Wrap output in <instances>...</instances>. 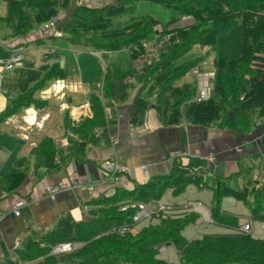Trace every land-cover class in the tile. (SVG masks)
I'll return each instance as SVG.
<instances>
[{"label": "trees", "instance_id": "16d2710c", "mask_svg": "<svg viewBox=\"0 0 264 264\" xmlns=\"http://www.w3.org/2000/svg\"><path fill=\"white\" fill-rule=\"evenodd\" d=\"M62 0H47L27 6L23 11L22 3L7 0L13 6L7 8V14L0 17V26L10 29L13 34L25 33L32 24H43L56 16ZM74 0H63V5ZM106 1V0H98ZM146 1L171 11L173 15L161 22L149 14H135L136 2ZM32 14V15H31ZM127 15V19L117 27L131 26L119 38L104 39L102 29L112 27L113 19ZM188 17L192 23L187 27L168 28L182 17ZM240 20V55L237 59L214 58L213 65L221 70V83L214 85L211 96L206 101L195 102L192 97L195 81L179 87L174 81L187 74L189 69L205 61L216 47L217 36L226 33ZM61 26L68 35V41L79 47L114 51L126 48L134 59L142 50V43L167 32L171 33V45L162 51L160 59L146 66L142 71L131 70L128 76L134 83L125 82V76L116 81L103 84L101 95L93 94L89 98L94 112L92 119H85L76 127L66 149H58L52 138L44 137L31 150L33 166L30 170L36 176L42 169H59L72 160L86 161L88 147L108 142L115 135V127L110 119L103 115L104 107L121 102L126 90L138 86L135 96L128 107V118L132 124L142 122L144 112L154 107L160 114L168 116V123L185 122L203 127H214L224 113H227L225 126L235 133H249L258 119L264 118V0H111L102 6L77 5ZM15 36V35H12ZM202 49V55L185 60L194 49ZM11 50V49H10ZM8 54L0 48V56ZM179 61V65L176 63ZM52 77H54L52 75ZM44 77L43 79H46ZM41 84L34 86L33 90ZM32 89L15 97L11 107L0 115L3 118L14 113L16 108L28 106L34 102ZM155 94V96H154ZM154 96V103L151 101ZM105 102V104L103 103ZM104 106V107H103ZM67 123V127H68ZM78 137H77V136ZM252 161L249 164L253 163ZM240 164H248L242 161ZM29 165L25 157L14 161L13 168L0 182L2 191L17 189L28 175ZM242 170L244 185L234 189L225 185L224 179L217 177L213 200L210 206L212 223L230 230L226 233L203 234L200 238L187 240L182 230L191 221H197L198 215L188 212L181 215H167L162 219L151 217L147 224L133 233L120 235L109 232L112 227L131 225L135 210H121L126 197L129 201L148 202L159 199L166 190L180 194L190 183L203 185V175L193 172L188 176H165L136 188L134 192L118 191L111 197H101L89 202V214L94 219L84 223H68L59 238L52 241V248L61 242H82L81 248L61 257L47 256L41 264H59L63 259H78V264H95L101 259L114 258L126 264H175L158 258L155 247L170 244L177 251L180 264H264V237H254L252 233L239 230L237 217L222 212L219 203L224 196H232L242 201L249 210L250 219L264 224V183L252 178L248 169ZM94 206V207H93ZM155 221V222H154ZM60 241V242H59ZM52 248H44L47 253ZM15 255L18 256V250ZM19 260L22 257L19 254ZM0 264H19L18 260H1Z\"/></svg>", "mask_w": 264, "mask_h": 264}, {"label": "crops", "instance_id": "0c3cea01", "mask_svg": "<svg viewBox=\"0 0 264 264\" xmlns=\"http://www.w3.org/2000/svg\"><path fill=\"white\" fill-rule=\"evenodd\" d=\"M3 1L4 14L0 17H4L7 8L13 6L12 2L8 4L7 0ZM16 1L17 4H23L21 8L24 11L29 5L47 0ZM62 1L57 15L43 23L57 17L58 25L52 30L43 31V28L39 29L43 24H32L25 33L16 35L6 28L5 32L0 33V48L22 51V62L0 73V115L6 112L7 107H11L15 97L31 89L32 98L36 102L16 108L14 113L0 122V182L13 168L16 159L25 157L29 165L28 175L20 186L14 191H2L0 194V214L6 213L0 218V261L17 259L19 264H41L45 257L53 256L52 249L44 253V248H52L51 242L59 238L64 227L69 226L68 223H84L100 214L96 209L95 216L90 215L89 209H84L83 206L90 208L89 202L101 197H111L118 191L134 192L136 188L157 182L155 179L165 176H188L193 172L203 175V184L206 185L200 189L196 187L198 191L205 187L210 190L205 197L207 201L198 199L201 197L197 191L180 203H162L172 204L179 209L186 201L199 202V205L189 207L188 213L202 217L204 210L208 218H211L210 206L214 194L212 187L215 186L217 177L224 179L226 186L240 189L245 182L242 170L248 173L245 171L248 169L252 178L258 179L260 184L264 183V118L258 119L249 133H235L225 126L227 113L216 126L203 127L185 122L169 124L167 115L160 114L156 108L151 107L144 112L141 123L132 124L128 118V107L138 86L128 88L127 96L121 102L103 106L104 118L110 119L115 127L113 143L108 140L104 145H91L88 147L86 161L72 160L57 170L42 169L40 175L35 176L30 170L34 162L31 150L39 141L50 137L58 149H66L70 144L69 137L76 134L70 127H76L83 120L94 117L89 101L91 95H101L103 84L126 75L125 82L133 84L127 81L129 78L133 80L128 74L134 68L133 59L126 48L114 51L85 49L68 41V35L61 31L60 25L71 18L77 5L84 4L74 0L63 5ZM87 6L102 5L94 0ZM130 28L131 26L126 27V31L124 28L116 30L118 35L113 30H105L100 36L104 39L119 38ZM198 50L204 52L200 48ZM119 54L124 56V63L121 62V57L117 58ZM213 59L214 57L210 61L212 67ZM205 63L202 70L214 72L215 82L216 73L211 70L208 58ZM176 65H179V61ZM47 76L48 78L43 79ZM192 80L195 81L194 77L187 73L177 78L174 85L181 87ZM37 84L41 86L33 90ZM154 96L151 98L153 103ZM113 155L129 168L126 180L109 181L103 173L101 162ZM252 158L254 161L249 164ZM242 161L248 164H240ZM62 181L76 182L78 186L75 190L60 191L53 197L46 195L47 186ZM168 195L175 196L169 189L159 199L152 200L160 201L164 196L168 198ZM23 198H26L25 204L21 203ZM223 198H232L245 208L223 202ZM128 199H132V196L126 197L122 202ZM15 203L20 204L18 215L11 211ZM219 207L222 212L238 218L239 228L250 219L245 204L232 196L222 197ZM232 208H238L239 212H234ZM201 220L196 221L197 225L205 223L203 218ZM211 220L209 219L212 223ZM146 224L139 225L138 230ZM260 224L264 228L263 223ZM223 228V232L218 233L230 231ZM193 238L195 237L189 240ZM172 248L176 254L175 248ZM17 250L18 256L15 255ZM19 254L22 260H19ZM78 263V259H63L59 264Z\"/></svg>", "mask_w": 264, "mask_h": 264}, {"label": "built area", "instance_id": "2783aa9c", "mask_svg": "<svg viewBox=\"0 0 264 264\" xmlns=\"http://www.w3.org/2000/svg\"><path fill=\"white\" fill-rule=\"evenodd\" d=\"M58 18H52L50 21L44 24L43 31H50L58 25ZM192 23V21L184 16L175 23L171 24L168 28L169 31L177 27H187ZM171 33L167 32L166 34L156 37L154 39L145 41L142 43V50L141 52L133 59V68L134 70L140 72L146 66L151 65L155 61L160 59L162 51L171 45ZM3 51L7 52L5 56H0V73L8 71L15 66L19 65L22 62V54L21 50H10V49H3ZM206 65L205 61H201L198 64L192 66L188 73L191 74L195 79V90L192 97V101L201 102L206 101L210 98L211 92L213 90V82H214V72L210 71H203L202 67ZM128 82L134 83V80L128 79ZM106 115L108 116V112L106 111ZM110 143L115 141V136L109 137ZM101 144L104 145V141H101ZM101 169L104 174L107 176V180L114 181L117 179L126 180L127 175L129 174L130 170L127 166L122 164L119 161V158L116 155L111 156L110 158L104 160L100 164ZM144 169V167H142ZM78 184L76 182L67 183V182H60L56 185L47 186L45 188V193L47 196L53 197L60 191L65 190H75ZM26 198L21 200L22 204H25ZM156 204V206H154ZM199 202L193 201H186L183 203V206L179 209L175 208L172 204L162 203L158 200H150L148 202H141V201H125L121 205V210H125L127 208H132L135 210L134 214L131 218V225H119L114 226L111 228L109 232L117 233L120 235H124L126 233H132L135 230V227L142 221L148 220L151 217H158L161 215H181L189 210V207H193L195 205H199ZM19 206L20 204L15 203L12 207V213L14 215L19 214ZM84 209H87V206H83ZM6 213H1L0 218L2 219ZM211 220V218H209ZM212 221V220H211ZM138 223V224H137ZM263 228V227H262ZM239 230L244 233H252L253 231V222L248 219L240 228ZM83 245L82 242H61L55 245L51 253L55 256H60L65 253H71L76 251L77 249L81 248ZM158 253L166 254L167 244H162L158 247H155ZM177 252V251H176ZM171 262V260H169Z\"/></svg>", "mask_w": 264, "mask_h": 264}, {"label": "rangeland", "instance_id": "374dc122", "mask_svg": "<svg viewBox=\"0 0 264 264\" xmlns=\"http://www.w3.org/2000/svg\"><path fill=\"white\" fill-rule=\"evenodd\" d=\"M77 3H83L84 5H88L89 3L93 2L94 0H76ZM97 2L101 3V5H103L105 2L104 1H98ZM4 8H5V3L3 0H0V15L4 14ZM135 14H149L151 16L156 17L157 19H159L161 22H165L168 18H170L173 13L171 11H166L164 9H162L159 6H156L152 3H147L146 1H137L136 2V9H135ZM127 15H124L120 18H115L113 19L112 22V27L107 28V29H102L100 31V34H102L105 30H113L115 31V33H117V35L119 34V32H117L116 30L118 29H123L124 31H126V27L128 28V26H124V27H117V25L120 23H122V20L127 19ZM5 27H3L2 25L0 26V33L5 32L6 30H4ZM44 28V24L39 26V29ZM240 41H241V23L240 20H237V22L229 29V31H227L226 33H222L219 34L217 36V43H216V47L215 49L210 53V56L208 57V61L210 63L211 59L214 57L217 58H223V59H237L240 55ZM202 51L198 50V49H194L192 50L187 56H185L186 59H190L192 57L198 56V55H202L201 54ZM28 55V54H27ZM120 57L122 58V63H124V56L122 54H119V56H117V58L120 59ZM210 68L211 70L215 71L216 76H215V85H219L220 83V78H221V70L217 69L215 67H212L211 63H210ZM132 93V92H131ZM226 115V113H224L222 115V117ZM197 184H190L189 186L186 187V189H184L180 194H178V196H170L168 195V198H165V196L160 200L161 202H171V203H180L186 199H188L187 197L198 191ZM200 189V188H199ZM209 189L207 187H205L204 189H202V191H198L199 192V197L198 198L202 201H207V199L205 197H207L209 195ZM194 196V195H191ZM184 199V200H183ZM224 199V198H223ZM223 202H228L230 203V205H237L238 207L244 209V205L240 202L235 203V201L232 198H228V199H224ZM167 204V203H166ZM154 206H156V204H154ZM238 208H232V210L234 212H239L237 210ZM194 216L196 215L195 213H191ZM167 216L164 215L162 219H165ZM198 220L202 221L201 218L204 219L205 223H202L201 225H197V222L195 221H191L190 223H188L184 230L182 231V234L188 238L187 240H189L190 238H192L193 236L195 238H200L203 234H214V233H218V232H223V227H220L218 225L212 224L209 221V218L207 216V213L202 210V217L198 216ZM246 219V218H245ZM147 220L140 222L136 227L135 230L133 232V235H135L138 231V226L141 224H144ZM240 221L241 218H240ZM246 221V220H245ZM147 223V222H146ZM261 224L257 221L253 222V231H252V235L254 237H264V228L260 227ZM264 226V224L262 225ZM177 254V253H176ZM175 254L172 246H167L166 249V254L164 253H160V255H158V258L161 259H165L166 261L169 262V260H171L170 263L174 262L175 264H180L179 261L177 260V255ZM98 264H124L122 262H120L117 259L114 258H105V259H101L99 261Z\"/></svg>", "mask_w": 264, "mask_h": 264}, {"label": "water", "instance_id": "95a60500", "mask_svg": "<svg viewBox=\"0 0 264 264\" xmlns=\"http://www.w3.org/2000/svg\"><path fill=\"white\" fill-rule=\"evenodd\" d=\"M219 186V184L216 185V188ZM167 245H170L169 243Z\"/></svg>", "mask_w": 264, "mask_h": 264}]
</instances>
